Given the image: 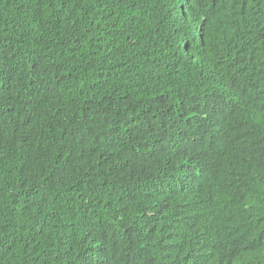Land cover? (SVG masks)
I'll list each match as a JSON object with an SVG mask.
<instances>
[{
  "label": "trees",
  "instance_id": "trees-1",
  "mask_svg": "<svg viewBox=\"0 0 264 264\" xmlns=\"http://www.w3.org/2000/svg\"><path fill=\"white\" fill-rule=\"evenodd\" d=\"M0 264H264V0H0Z\"/></svg>",
  "mask_w": 264,
  "mask_h": 264
}]
</instances>
